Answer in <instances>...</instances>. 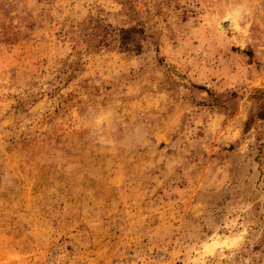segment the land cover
<instances>
[{"label": "rangeland", "instance_id": "rangeland-1", "mask_svg": "<svg viewBox=\"0 0 264 264\" xmlns=\"http://www.w3.org/2000/svg\"><path fill=\"white\" fill-rule=\"evenodd\" d=\"M0 264H264V0H0Z\"/></svg>", "mask_w": 264, "mask_h": 264}]
</instances>
